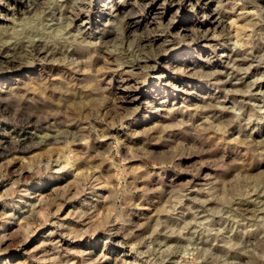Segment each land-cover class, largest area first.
<instances>
[{
  "label": "clouds",
  "instance_id": "obj_1",
  "mask_svg": "<svg viewBox=\"0 0 264 264\" xmlns=\"http://www.w3.org/2000/svg\"><path fill=\"white\" fill-rule=\"evenodd\" d=\"M0 258L264 264V0H0Z\"/></svg>",
  "mask_w": 264,
  "mask_h": 264
},
{
  "label": "rangeland",
  "instance_id": "obj_2",
  "mask_svg": "<svg viewBox=\"0 0 264 264\" xmlns=\"http://www.w3.org/2000/svg\"><path fill=\"white\" fill-rule=\"evenodd\" d=\"M192 22V17L191 16H186L185 17V23H191ZM183 55H187V53H182L181 56ZM11 256H12V259L13 261H17L19 259H22L24 258V253L23 252H20V253H16V252H13L11 253ZM3 258H0V260H2Z\"/></svg>",
  "mask_w": 264,
  "mask_h": 264
}]
</instances>
